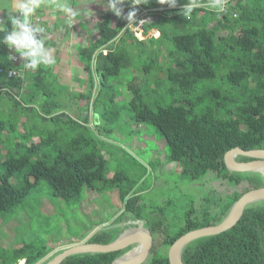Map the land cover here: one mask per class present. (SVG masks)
I'll return each instance as SVG.
<instances>
[{
  "label": "trees",
  "instance_id": "16d2710c",
  "mask_svg": "<svg viewBox=\"0 0 264 264\" xmlns=\"http://www.w3.org/2000/svg\"><path fill=\"white\" fill-rule=\"evenodd\" d=\"M185 2L187 0H177V7L169 8L157 0H143L145 9L150 10L149 15L157 17L156 21L142 26L143 40L137 39L131 29L120 22L112 28L110 17L105 16L99 24V41L79 53L91 75V90L84 99L91 98L94 76H101V87H107L106 81L118 77L122 70L139 71L128 85L132 97L127 109L136 124H150L160 132L169 149V163L178 164L182 176L199 181L209 172H216L219 177L236 184L246 181L251 189L262 188L264 177L260 173H232L227 169L224 157L236 148L264 150V0H227L225 12L219 19L207 7L197 8L185 18L180 14ZM201 3L206 4L207 0H201ZM211 23L216 25L209 27ZM151 30H158L160 36L146 38ZM221 30L227 31L228 35L218 36ZM2 36L0 33V38ZM137 47L140 49L134 52ZM162 50L166 51V56ZM11 53L0 43V84L16 78L6 74L8 70L19 68L8 59ZM146 58L148 61L142 67L139 60ZM162 58H166L164 66L163 61L160 62ZM162 71L166 76L163 82L158 77ZM47 78L50 75L45 66L29 75L25 82L32 92L28 90L25 106L15 98L13 105L22 110L26 119V115L36 111L39 103L38 108L42 111L39 116L43 122L51 121L59 126L75 124L87 131L89 117L83 124L70 118L64 121L68 117L65 113L67 104L59 100L52 104L47 99L62 98L60 93L48 87L55 86V80L47 83ZM143 78H147L145 86L151 82V88L147 86L144 90ZM37 89L42 90V101L35 96ZM3 92L0 90V97ZM116 95L110 92L109 105H116ZM146 97L155 98V104H147ZM96 102L97 99L94 110ZM29 133L23 131V141L14 145L15 151L23 152L17 157L8 155L3 162L0 214L16 208L41 180L47 181L53 195L64 201H80L84 187L94 190L95 184L101 183L104 187L115 188L121 182L119 173L107 177L110 173L107 161L86 133L74 138L67 149L54 145L52 133L40 137L38 143L29 144L26 140ZM50 148L57 152L49 154ZM23 172L26 174L19 190L11 179ZM129 193L121 190L120 196L124 200ZM241 196H230L224 209L212 220L204 215L195 221L189 213L186 225L174 236L166 235L157 225L151 227L150 232L154 238L156 234L161 235L162 248H170L191 231L221 223ZM137 202L138 196L127 198L125 210L133 213L134 220L140 221L142 217L134 208ZM118 235L102 231L88 242L109 244ZM162 250L151 249L153 256L147 264H170L168 254ZM126 251L75 255L62 264H112ZM49 253L34 254L28 245L12 251L0 249V264L22 261L37 264ZM182 261L184 264H264V201L248 205L232 229L188 244L183 250Z\"/></svg>",
  "mask_w": 264,
  "mask_h": 264
},
{
  "label": "rangeland",
  "instance_id": "374dc122",
  "mask_svg": "<svg viewBox=\"0 0 264 264\" xmlns=\"http://www.w3.org/2000/svg\"><path fill=\"white\" fill-rule=\"evenodd\" d=\"M143 14L131 28L132 34L140 40L144 39L142 25L157 20V17L149 15V12ZM215 25L211 23L209 27ZM149 35L155 37L154 34ZM227 35L228 32L224 30L218 33V36ZM146 48L148 49L149 46ZM137 49L140 47L135 48L134 52H138ZM162 51L166 56V51ZM147 61V58L140 59L139 64L142 66ZM161 61L163 66L164 63L167 64L166 58H162ZM137 73L133 69H124L118 77L109 78L106 81L107 87H101V76L93 77L94 88L91 98L86 101L88 107L85 105V100L88 99H81L79 93L69 92L70 86L65 85L59 88L48 86L49 89L60 93L62 98H67L68 102H71L73 96L78 103V106L74 104V107L66 105L65 113L68 117H65L64 121L70 118L83 124L84 113L89 112L87 131L75 124L59 126L51 121L43 122L39 116L42 112L38 108L39 103L35 107L36 111L23 119L22 110L13 105V99L15 98L25 106L26 94L28 90L32 92L31 88L26 93L9 90L3 92L0 97V176L5 172L3 162L8 155L17 157L23 152L14 150L15 143L23 141V134H21L23 131L31 132L26 137L29 144L38 143L40 137L52 133L54 145H60L62 149L69 148L71 141L80 133H86L88 138L93 139L92 145L96 147L97 152L107 161L110 170L107 177L112 178L115 173H119L121 182L115 188L96 183L94 190L83 188L80 201H64L53 195L52 187L47 181L41 180L16 208L0 214L1 250L12 251L28 245L32 247L34 254L50 252L42 262L38 263L46 264L64 249L84 243L94 233L106 231L111 235H117L119 232L128 230L132 226L129 222L136 220L133 213L125 210V206L127 198L136 196H138V202L135 203L134 208L142 217L137 224L149 230L154 225L161 226L166 235L174 236L186 225L189 213H192V219L195 221L200 220L204 215L212 220L224 209L230 196L244 195L251 189V185L246 181L236 184L229 179L219 177L216 172H209L199 181H191L181 175L178 164L169 163V149L160 132L150 124H136L127 109L132 97L128 91V85L139 75V71ZM158 77L162 82L166 78L163 71ZM16 78L21 79V74L17 72ZM47 79V83L51 82L50 78ZM146 79L143 78L144 83H142L144 90H147V86L151 88L150 81L146 86L144 85ZM140 81L139 78L138 82ZM152 85L155 86V83ZM45 86L47 87V84ZM162 90L165 91L163 85ZM110 92L117 93L115 106L108 103ZM41 95L42 90L37 89L35 96L40 98V101L43 100ZM86 95L85 98L89 94L86 93ZM62 98L48 97L47 99L52 104H55L57 100L62 104H68L66 99ZM154 101L155 98L146 97L145 99V102L151 106L155 104ZM1 128H4L3 131ZM13 129L17 133L11 132ZM12 148L13 151H11ZM56 152L50 148L49 154ZM25 174V172L16 174L11 179L16 189H22ZM121 190L130 192L124 200L120 196ZM153 248L154 250L163 249L164 254H168L170 250V248H162V238L159 234L155 236ZM152 254L146 262L150 261Z\"/></svg>",
  "mask_w": 264,
  "mask_h": 264
},
{
  "label": "crops",
  "instance_id": "0c3cea01",
  "mask_svg": "<svg viewBox=\"0 0 264 264\" xmlns=\"http://www.w3.org/2000/svg\"><path fill=\"white\" fill-rule=\"evenodd\" d=\"M12 4H13V0H0V18L6 20L7 11L11 10ZM69 4L72 7L74 13H76V15L73 17V21L71 25H69L67 21V17L63 13L60 12L53 13L48 8H43V7L40 10H38L36 16L33 18V23L36 26H40L46 30L43 36V38L46 41V47H48L52 51V53L56 58V64L47 68L48 71L47 75H50V80L51 81L55 80V87L57 88L65 85L70 86L69 92L79 93V97L81 99H84L86 93H88L91 90L90 89L91 75L88 72L85 64L80 60V56H79L80 51L99 41L100 39L99 24L102 22L105 16L110 17L112 28H115L117 24L120 22L122 24H125V28L128 27L131 29L135 21L138 19L139 13L137 11V15L134 18V20L128 22L126 19L117 18L112 12L108 11L107 0H69ZM140 7H142V10L143 12H145V14L147 12H150V10L148 11L143 6V0L141 1ZM128 11L129 10L124 8L125 15ZM37 18H39V22H36ZM149 34H154L153 36H155V38H158L160 36V32L158 30H151ZM149 34L146 38L152 37V35ZM13 55L16 57L15 59H9V57L8 59L19 67L18 69L15 70L21 74L22 82L21 80H18L19 78L6 79V81L2 80L3 82L1 81L2 83L0 84V90L2 91L9 90L15 92L20 91L22 93H26V91L29 88V85L25 81L29 75L34 74L36 71L25 69L23 66L24 65L23 59L20 58L18 54L12 52L10 56ZM15 79L16 81H13ZM64 100L68 103L67 105H70L71 107H74V104L78 106V103L75 102L73 96L71 102H68L67 98H64ZM80 101H84V100H80ZM86 101H89V99L85 100V105L88 107ZM84 114H85V119L90 117L89 112ZM129 223L132 224V226H130V228L125 232H129V231L133 232L136 231L137 229L144 228L142 225L140 226L137 224L139 223V221L131 220ZM144 229L149 230L147 228ZM125 232L124 231L122 233L119 232L118 237L124 234ZM153 244H154V240H153ZM140 246L143 245L134 244L131 247H128L127 249L124 250H127L126 251L127 253L128 251H131L133 248L137 249ZM150 254L148 255V258ZM134 255L137 256L139 255V253L137 255L136 254ZM146 261L147 260H145V262L142 264H147L148 262Z\"/></svg>",
  "mask_w": 264,
  "mask_h": 264
},
{
  "label": "water",
  "instance_id": "95a60500",
  "mask_svg": "<svg viewBox=\"0 0 264 264\" xmlns=\"http://www.w3.org/2000/svg\"><path fill=\"white\" fill-rule=\"evenodd\" d=\"M123 7L127 10H131L133 7L132 0H126V3L123 5ZM135 7L139 13L138 18L140 16H143L144 12L142 10V7H140V5H136ZM236 156L246 157L252 160L247 162H238L235 159ZM224 163L227 169L232 173H260L264 177V150L244 151L242 149L236 148L226 153L224 157ZM262 201H264V187L259 189H250L247 193L242 195L241 198L232 206L228 215L221 223L203 229L191 231L179 238L173 244V246L170 247V250L168 252L170 264H184V262L182 261V253L184 248L188 244L197 239L219 235L225 231L232 229L240 221L248 205H252ZM142 230L137 229L133 232H125L124 234L120 235L115 241L109 244L88 243V241L95 234L94 233L84 243L64 249L61 253L56 255L46 264H62L63 261H65L67 258L75 255L118 252L127 249L134 244L143 245V249L139 252V255L124 260V258H126L127 256L133 255V252L136 249L133 248L131 251H128L126 254L117 258L112 264H142L145 262V260H147L154 240L149 230H146L144 228H142ZM146 231L147 233L145 234ZM43 260L44 259H42L40 262H42Z\"/></svg>",
  "mask_w": 264,
  "mask_h": 264
},
{
  "label": "clouds",
  "instance_id": "9594fccd",
  "mask_svg": "<svg viewBox=\"0 0 264 264\" xmlns=\"http://www.w3.org/2000/svg\"><path fill=\"white\" fill-rule=\"evenodd\" d=\"M161 5L169 8L177 7V0H157ZM126 0H107L108 11L117 18L133 21L137 15L136 5L141 4V0H132L133 7L126 15L123 5ZM227 0H207L202 4L201 0H187L182 6L180 14L187 18L191 13L200 7H207L216 14L219 19L225 12ZM48 8L53 13L60 12L67 17L69 25L76 15L69 4V0H13L11 10L7 11L6 20L0 18V43L4 44L13 53L18 54L24 61V68L36 71L45 66L51 67L56 64V58L52 51L46 47V41L42 36L44 29L33 23V18L41 8ZM10 26V27H9ZM16 57L9 56V59Z\"/></svg>",
  "mask_w": 264,
  "mask_h": 264
},
{
  "label": "built area",
  "instance_id": "2783aa9c",
  "mask_svg": "<svg viewBox=\"0 0 264 264\" xmlns=\"http://www.w3.org/2000/svg\"><path fill=\"white\" fill-rule=\"evenodd\" d=\"M36 22H39V18L36 19ZM46 30L44 29V32L42 33V36H44ZM6 74L8 77H16L17 76V71L16 70H8L6 71Z\"/></svg>",
  "mask_w": 264,
  "mask_h": 264
},
{
  "label": "bare ground",
  "instance_id": "6f19581e",
  "mask_svg": "<svg viewBox=\"0 0 264 264\" xmlns=\"http://www.w3.org/2000/svg\"><path fill=\"white\" fill-rule=\"evenodd\" d=\"M140 230H142V229H140ZM142 231H144V230H142ZM147 233V231L145 232V234ZM142 249H143V246H140L139 248H137V249H135V251L133 252V255H129V256H127L126 258H124V260H126V259H129V258H131V257H135V255L134 254H138L140 251H142ZM22 263V262H21ZM22 264H24V263H22Z\"/></svg>",
  "mask_w": 264,
  "mask_h": 264
},
{
  "label": "flooded vegetation",
  "instance_id": "af4514ba",
  "mask_svg": "<svg viewBox=\"0 0 264 264\" xmlns=\"http://www.w3.org/2000/svg\"><path fill=\"white\" fill-rule=\"evenodd\" d=\"M238 162H245V161H243L242 159H241V157L240 156H236V158H235ZM247 162V161H246ZM130 249H132V248H130Z\"/></svg>",
  "mask_w": 264,
  "mask_h": 264
}]
</instances>
